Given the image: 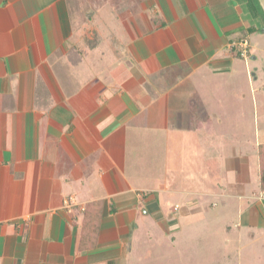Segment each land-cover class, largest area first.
Instances as JSON below:
<instances>
[{
  "label": "crops",
  "instance_id": "0c3cea01",
  "mask_svg": "<svg viewBox=\"0 0 264 264\" xmlns=\"http://www.w3.org/2000/svg\"><path fill=\"white\" fill-rule=\"evenodd\" d=\"M261 9L0 0V264H127L141 210L176 227L203 196L225 215L222 264H264V123L239 149L223 133L250 102L230 43Z\"/></svg>",
  "mask_w": 264,
  "mask_h": 264
},
{
  "label": "rangeland",
  "instance_id": "374dc122",
  "mask_svg": "<svg viewBox=\"0 0 264 264\" xmlns=\"http://www.w3.org/2000/svg\"><path fill=\"white\" fill-rule=\"evenodd\" d=\"M257 3L264 11L259 0ZM257 25L262 28V31L250 34V36L247 34V36L248 39L250 38L249 42L251 40L250 45L258 59L253 60L250 57L234 59L238 69L236 82H241V86L245 87L244 90L251 103L249 100L245 101L244 106L249 111L245 116L246 120L241 119L238 109L234 110L230 117L228 116L231 119L229 131L223 132L224 135L227 134L224 136V143H228V150H232L233 147L239 149L240 145L247 146L249 144L247 139L253 132L250 128L254 127L255 118L264 123V106H257L256 116L253 114L254 105L250 88L253 77L258 75V84L256 85L262 88L261 94L264 101V20L257 21ZM232 85L236 88L240 86L239 83ZM232 123L236 126H245L246 131L234 130ZM236 136L237 138H235ZM224 146V149L215 147V153L225 151L226 145ZM217 168L215 166V169ZM197 198L203 199V210L194 214L192 221L181 217V224L178 223L176 227L168 224L169 221L155 222L151 217L146 216L144 210H141L139 213L141 228L132 233L130 237V255L127 264H222L223 256L227 252L223 240L226 234L225 215L220 212L222 205L218 202V205L213 207L214 201L208 196ZM230 219L233 222L234 218ZM231 224L233 225V223ZM134 229H136V225Z\"/></svg>",
  "mask_w": 264,
  "mask_h": 264
},
{
  "label": "built area",
  "instance_id": "2783aa9c",
  "mask_svg": "<svg viewBox=\"0 0 264 264\" xmlns=\"http://www.w3.org/2000/svg\"><path fill=\"white\" fill-rule=\"evenodd\" d=\"M230 49L237 56L241 58H249L252 54L251 45L247 37L239 38L238 40H233L230 43ZM261 199H264V194L261 195Z\"/></svg>",
  "mask_w": 264,
  "mask_h": 264
},
{
  "label": "trees",
  "instance_id": "16d2710c",
  "mask_svg": "<svg viewBox=\"0 0 264 264\" xmlns=\"http://www.w3.org/2000/svg\"><path fill=\"white\" fill-rule=\"evenodd\" d=\"M254 1H256L257 2V0H249V3L251 4V5H253L254 4ZM258 10H259V8L258 7H254L253 9H252V11H253V13L254 14H256V15H258ZM262 10V9H261ZM263 11V10H262ZM242 38V37H241Z\"/></svg>",
  "mask_w": 264,
  "mask_h": 264
}]
</instances>
